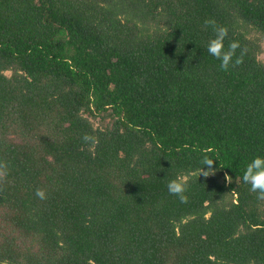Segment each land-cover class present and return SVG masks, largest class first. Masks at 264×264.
<instances>
[{"label":"trees","instance_id":"16d2710c","mask_svg":"<svg viewBox=\"0 0 264 264\" xmlns=\"http://www.w3.org/2000/svg\"><path fill=\"white\" fill-rule=\"evenodd\" d=\"M252 32L264 0H0V264H264Z\"/></svg>","mask_w":264,"mask_h":264},{"label":"rangeland","instance_id":"374dc122","mask_svg":"<svg viewBox=\"0 0 264 264\" xmlns=\"http://www.w3.org/2000/svg\"><path fill=\"white\" fill-rule=\"evenodd\" d=\"M250 35L251 36H256V35H258V36H260L261 38H262V51H261V53L259 54V58L261 59V60H263L264 61V36L263 35H261L260 33H257V32H252V33H250ZM8 73H10V71H8ZM91 117V120L94 122V124H98V119H99V117L98 116H96V115H90Z\"/></svg>","mask_w":264,"mask_h":264}]
</instances>
